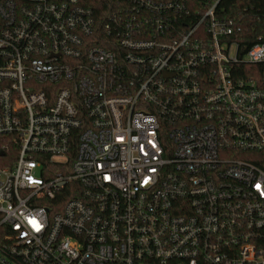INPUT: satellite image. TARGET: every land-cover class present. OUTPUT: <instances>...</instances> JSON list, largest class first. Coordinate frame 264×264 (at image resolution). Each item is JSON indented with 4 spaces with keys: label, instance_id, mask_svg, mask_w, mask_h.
Returning <instances> with one entry per match:
<instances>
[{
    "label": "built area",
    "instance_id": "1",
    "mask_svg": "<svg viewBox=\"0 0 264 264\" xmlns=\"http://www.w3.org/2000/svg\"><path fill=\"white\" fill-rule=\"evenodd\" d=\"M221 1L0 0V264H264V40Z\"/></svg>",
    "mask_w": 264,
    "mask_h": 264
},
{
    "label": "trees",
    "instance_id": "2",
    "mask_svg": "<svg viewBox=\"0 0 264 264\" xmlns=\"http://www.w3.org/2000/svg\"><path fill=\"white\" fill-rule=\"evenodd\" d=\"M80 1L93 8L99 21L105 19L114 6V0ZM221 6L225 7L224 14L234 19L237 27L235 38L243 50L260 39L264 40V0H222ZM242 67L248 69V73L252 68H255L252 65H242ZM15 149L11 147L7 151L8 159H5L4 162L9 163L13 160ZM9 153L11 154L9 155Z\"/></svg>",
    "mask_w": 264,
    "mask_h": 264
},
{
    "label": "water",
    "instance_id": "3",
    "mask_svg": "<svg viewBox=\"0 0 264 264\" xmlns=\"http://www.w3.org/2000/svg\"><path fill=\"white\" fill-rule=\"evenodd\" d=\"M1 154H3V153H1Z\"/></svg>",
    "mask_w": 264,
    "mask_h": 264
}]
</instances>
